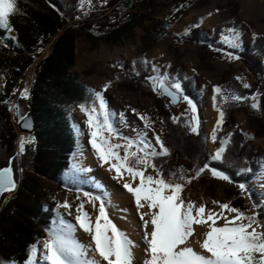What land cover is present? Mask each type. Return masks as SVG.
Here are the masks:
<instances>
[{"label":"trees","instance_id":"16d2710c","mask_svg":"<svg viewBox=\"0 0 264 264\" xmlns=\"http://www.w3.org/2000/svg\"><path fill=\"white\" fill-rule=\"evenodd\" d=\"M158 1L163 0H106V3L98 0L100 5L84 15L80 0H18L22 14L11 17L10 21L17 45L6 39L5 30L0 29V168L7 167L12 160L17 186L15 191L4 193L0 198V260L24 264L29 245L45 237V227L53 218L55 207L46 201V196L66 188L59 179L68 170L69 158L75 150L67 109L89 96L78 74L71 73L79 43L120 44L124 38H131L135 29L142 30L141 49L131 62L133 67V61H137L140 75L117 69L116 76L122 89L154 96L151 85L145 80L152 75L151 64L145 66L140 61L145 60L147 51L166 36L168 27L208 4L207 0H173L172 8L161 23L150 18L156 12ZM137 8L151 13L137 16L134 14ZM227 8L228 16L216 24L210 38L205 36L201 26L189 27L187 35L174 37L173 49L198 47L199 69L205 71H212L215 63L226 59V53L231 51L239 56V62L246 69H226L220 75L222 92L217 95L216 102L225 113L217 136L232 134L226 163H232L233 168L228 171L234 181H241L246 177L237 176L235 169L251 166L257 170L258 154L253 140L242 134L237 126L235 115L253 103V95L256 100L264 96V37L255 35L247 50L229 49L222 44L221 32L227 34V29L239 26L238 1L231 0ZM217 9L224 8L218 6ZM194 24L199 25L198 20L194 19L191 25ZM237 76L242 79L237 80ZM246 76L253 79L252 86L247 89L243 88L242 81ZM178 77L185 94L199 105L193 80L185 79L183 70L178 71ZM25 88L29 93L27 99L20 96ZM233 91L248 99L239 102L222 99ZM13 104L18 106L19 114ZM153 104L155 122L163 128L162 141L169 149L168 156L154 160L157 167L162 168L163 175L167 177L170 172L178 171L179 161L193 169L202 166L208 155L203 131L198 129V134L191 133L185 116H179V122L173 123V115L162 98L156 97ZM257 111L264 114V106H259ZM28 112L33 115L35 130L32 134L19 133L16 124L21 121L20 115L27 116ZM252 119L258 121L257 117ZM21 136L34 138V143L26 145L22 156L17 154ZM196 180L205 184L211 181V174H202ZM235 201V207L245 206L241 194H237ZM45 206L52 211H45Z\"/></svg>","mask_w":264,"mask_h":264},{"label":"snow or ice","instance_id":"6c2138e0","mask_svg":"<svg viewBox=\"0 0 264 264\" xmlns=\"http://www.w3.org/2000/svg\"><path fill=\"white\" fill-rule=\"evenodd\" d=\"M87 3L91 5L92 0H87ZM84 4L85 0H80V6L83 7ZM17 14H22L18 0H0V29L13 32L10 21L11 17ZM200 22H203V18ZM198 26L194 24L190 27ZM188 31L189 29H185V35ZM253 38L255 39V36ZM220 42L229 49H240L241 33L235 27L229 28L227 34L221 32ZM226 55L230 59H239V56L231 51ZM140 63L147 66L151 62L141 60ZM136 64L137 61L134 60L132 71L139 76ZM170 67L171 65L163 66L164 71L161 74V67L152 64V75L146 76L145 80L151 85L153 92L167 96L172 102H177L181 97L187 102L192 113L191 122L187 126L191 133L198 134L196 105L185 94L180 78L171 76L167 71ZM236 79L242 78L237 76ZM109 87L110 82L101 90L88 89L89 96L78 104V108L86 117L84 126L87 131L84 134L88 137L87 142L91 145L100 167L107 166L109 173L114 172L112 178L122 183L123 189L134 201L135 211L139 214L142 224L143 264H264V221L258 222L256 216L245 213L229 202L214 200L211 202L214 207L208 208L205 202L197 203L181 195L186 184L205 173L236 184L242 196L250 194L255 183L264 185V164L260 166V172L251 166L235 169L237 176L246 177L241 181H234L228 171L233 168L232 163H226L227 145L231 143L232 134L229 133L228 138L217 136L225 115L216 104L217 94L222 92L221 87L214 86L212 89L213 106L217 107L219 118L216 120V127L212 129L211 140L216 142L219 139V147L214 153L207 155L202 166L194 169L192 177H186L183 168L170 172L167 177L163 175L162 168L157 167L154 160L168 156L169 149L154 131L155 144L159 145V150L152 144L148 139V133L152 131L150 118L138 113L136 109H132V112L143 121V129H133L135 136L120 134L112 120V112L104 95ZM249 87L248 83H243V88ZM20 96L27 99L28 89L20 92ZM222 99L226 102L229 99L239 102L248 97L233 91ZM251 99V107L257 109L259 105L255 102V95ZM16 111L19 114L18 106ZM171 119L173 123H177L180 118L173 116ZM20 120L23 122L22 127L31 128L27 117L20 115ZM76 130L81 131L79 126ZM114 140L120 142L113 143ZM33 143V137L21 136L17 154L22 156L26 145ZM121 149L123 155L120 154ZM82 155L81 152L80 156ZM149 168L154 175L147 173ZM90 171L78 160L71 165L70 175L77 180L81 173ZM15 188L10 159L7 167L0 168V195ZM82 195L84 200L76 206L74 223L65 219L60 212L63 209L71 216L72 205L67 200L56 204L55 216L45 227V237L37 238L35 243L29 245L24 264H136L134 250L140 245L110 218L111 194H108L107 199L105 194L95 195L92 191H83ZM77 200H81V197L77 196ZM85 202L91 204L98 214H89L85 210ZM45 211L51 212L52 209L45 206ZM122 211L126 212L127 209ZM196 226H199V230ZM78 230L90 237L87 244L78 238ZM0 264L17 262L0 260Z\"/></svg>","mask_w":264,"mask_h":264},{"label":"rangeland","instance_id":"374dc122","mask_svg":"<svg viewBox=\"0 0 264 264\" xmlns=\"http://www.w3.org/2000/svg\"><path fill=\"white\" fill-rule=\"evenodd\" d=\"M230 1L231 0H207V5L195 11L189 12V14L183 17L178 23L168 27L166 36L163 37V39L154 47L148 50L145 55V60L150 61L151 63L149 64H151V66L152 64H155L161 67V74L164 71L163 66L171 65V67L167 69L171 76H178V71L183 70L185 77L193 80L194 92L199 95V105L194 103L197 109L196 116L199 121L198 129H201L203 131L202 133H204L207 142L205 146L208 154L214 153L216 148L219 147V139L216 142H212L211 140L212 129L216 127V120L219 118V112L215 107H213L214 93L212 89L214 86L221 87V80H219L220 75L226 71V69H243L244 71H246V69L238 59H230L229 57H226V59L215 63L212 71L200 70L198 47L178 46L174 50V37L184 34L185 29H189L192 21L196 19L198 20L199 26L202 27L205 36L210 38L213 35V30L216 24L225 20L228 16L229 9L227 8V5ZM237 1L239 5L238 12L236 13L239 23L237 30L241 33L242 45L240 49L236 50H247L250 48L255 35L264 37V0ZM99 5L100 3L98 0H92L91 5L85 2L84 6L81 7L83 12L82 14L87 15L93 7L97 8ZM172 6L173 0L158 1L155 10L156 12L152 14L150 18H156L161 23H164L165 17ZM218 6H221L224 9L218 10ZM150 13L151 12L149 10L144 8L134 9V14L137 16H149ZM209 13H211V15H209ZM201 18H203L202 23L200 22ZM12 33L13 32L10 33L5 31V38L12 40L13 43L17 45L15 35ZM141 36H143L142 30L135 29L133 36L131 38H124L123 42L121 41L120 44L99 43L93 45L90 42L81 41L78 47H76V64L71 69V73L78 74L79 82L84 86L83 88L86 89L88 95V89L101 90L106 83L110 82V87L104 95L112 112V120L122 135L124 134L118 126L120 119L119 111L121 110L117 111L114 108L113 103L109 102L110 100L108 95L114 93L122 97H128L127 102H125L128 107L136 109L138 113L143 112L144 115L150 118L152 131L148 134V139L157 148V150H159V145L155 144L153 131L161 137L163 128L155 122L156 114L154 112L153 103L156 97H160L166 102V105L173 116H185L187 119V125L191 122L192 113L189 105L182 99V97L179 99L177 104L171 105L161 96V94H158V92H154V96H144L136 91H133V89L124 90L119 86L116 70L119 69L120 71L133 72L131 62L134 55H136L138 50L141 49ZM259 61L262 63L261 59H259ZM119 65H123V67H120ZM242 81L244 83H248L250 87L252 86L253 79L250 76H246ZM256 103L259 106H264V96L258 98ZM13 108H16V105L13 104ZM257 110L258 108L253 109L250 105L249 107H246L236 113L235 120L237 126L242 131V134L253 140V148H255V151L258 154V158L256 160L258 167L257 172H260L262 171L260 166L264 164V154L261 148L264 145V114L258 113ZM67 111L69 114L70 128L72 129L75 138V150L71 153L69 158L68 170L62 174L59 179L66 188L63 189V192L51 193L46 196V201L53 204V207L55 208L57 203H63L65 200H67L72 206L76 205L78 202L77 196L81 197L84 191L76 183V180L70 176L67 177V175L71 172L70 166L72 165L73 155L80 149L78 141L81 136L77 132L74 125V118L78 113L79 115H84L80 112L78 105L68 107ZM252 117H257L258 121H253ZM221 138H228V133H225V135ZM112 142L117 143L120 141L114 140ZM120 154L123 155L122 149ZM178 166L185 170L186 177H192L194 175V169L186 162L179 161ZM147 173L154 175L152 169L150 168L147 170ZM255 187L256 185L254 184L251 193L243 195L245 206L240 209L245 213L254 215L258 218L260 213H252V203L249 201L251 195L256 191ZM187 190L195 193L203 192L204 195L211 201L215 200L222 203L229 202L234 207L237 205V201H235L236 196L237 194H240L239 188L236 184H230L226 181L213 178L212 176L211 181L205 184H200L196 179H192L191 183L185 185L181 195H184ZM13 191H15V189L11 192ZM254 207L256 209L259 208L258 206ZM55 208L53 217L55 216Z\"/></svg>","mask_w":264,"mask_h":264},{"label":"bare ground","instance_id":"6f19581e","mask_svg":"<svg viewBox=\"0 0 264 264\" xmlns=\"http://www.w3.org/2000/svg\"><path fill=\"white\" fill-rule=\"evenodd\" d=\"M13 34V33H12ZM109 102L113 103L114 108L120 112V119L118 122L119 129L126 136H135L136 133L133 129H143V121L139 120V117L136 116L132 112V107H128L125 102H127L128 97L120 96L117 94H110ZM123 118H122V116ZM140 114H144L141 112ZM74 118V117H73ZM86 117L76 114L74 118V125L77 129V126L81 129V131H77L81 136L78 141L80 144V149L74 153L72 158V164L78 162V160L83 162V165L89 168L91 171L89 173H81L76 180V183L82 188L84 191H92L93 194H105V198L107 199L108 194H111V211L110 218L114 223L124 232L128 234V236L140 245L139 248L134 250L136 264H143V241L141 240L142 234V224L139 220V214L135 211V204L130 194L127 193L125 189H123L122 183L118 180L113 179L112 177L115 175L114 172L109 173L107 171V166L100 167L99 163L96 160L93 150L91 149V145L87 142L88 137L84 134L87 129L84 126V121ZM151 131H149L150 133ZM148 133V134H149ZM264 154V145L261 147ZM83 153L80 156V153ZM264 162V161H263ZM71 167V166H70ZM71 173V172H70ZM70 173L67 175L72 177ZM73 178V177H72ZM127 179V177H125ZM138 182V181H137ZM256 191L251 195L249 201L252 203V213H260L258 215L257 221H264V185L259 183H255ZM185 199H191L197 203L205 202L208 208H213L212 201L209 200L203 192L195 193L187 190L184 195H182ZM84 200L83 195L81 196V200H78L76 205L72 206L71 212L72 215L69 216L63 209L60 210L61 214L64 215L65 219L69 222H75L74 216L76 214V206ZM97 203V209H98ZM254 206H258L259 208H255ZM126 208L127 211L124 212L122 209ZM85 210L89 212L91 215L98 214L96 210L93 209L91 204L85 202ZM197 230H199V226H196ZM77 236L81 242L87 244L90 241V237L83 233L82 230H78ZM194 246H196L194 244ZM92 253H89L91 256ZM99 259V257H96Z\"/></svg>","mask_w":264,"mask_h":264},{"label":"water","instance_id":"95a60500","mask_svg":"<svg viewBox=\"0 0 264 264\" xmlns=\"http://www.w3.org/2000/svg\"><path fill=\"white\" fill-rule=\"evenodd\" d=\"M161 96L165 99V100H167L171 105H175V104H177L178 103V101L177 102H172L167 96H165V95H162L161 94ZM25 117H27L28 119H29V122L31 123V128H29V129H26V128H24V127H22V121H20L18 124H16V126H17V129L19 130V132L20 133H22V134H32L33 132H34V130H35V122H34V119H33V115H32V113H30V112H28V114H27V116L25 115ZM15 189H17V186H16V188ZM4 194V193H3ZM1 196L2 195H0V198H1ZM0 209H1V205H0Z\"/></svg>","mask_w":264,"mask_h":264}]
</instances>
